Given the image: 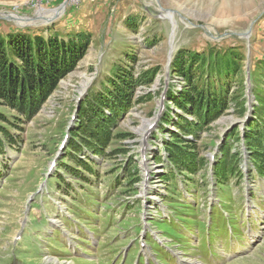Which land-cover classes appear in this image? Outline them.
Listing matches in <instances>:
<instances>
[{
  "label": "rangeland",
  "instance_id": "374dc122",
  "mask_svg": "<svg viewBox=\"0 0 264 264\" xmlns=\"http://www.w3.org/2000/svg\"><path fill=\"white\" fill-rule=\"evenodd\" d=\"M172 26L175 33L171 38ZM16 30L62 36L85 33L88 46L74 69L58 81L38 111L16 126L15 130L22 137L19 151L16 148L10 150L14 147L6 143L10 147L6 146L0 152V264H99L97 260L71 259L62 252L56 255V251L62 249L56 237L61 239V244L68 243L66 235L59 229L64 230V224L67 225L63 218L70 216L67 210L73 202L68 201L70 197L79 200L71 209L76 216L87 201L71 190L69 180L75 175L64 169V165L78 166V159L83 154L92 156L85 149L76 154L69 149L71 139L84 147L83 137L89 138L94 133L93 121L77 122L82 118L79 106L86 95L101 88L108 75L116 73L117 66L129 64L139 84L124 110L101 126L108 134L106 156L93 157L97 161L94 169L102 180L100 186L106 187L102 190L107 197L102 199L107 205L113 200L110 208L100 207L103 215H111L114 219L111 224L115 225L106 233L107 246L104 242V249L98 254L104 264H112L114 258L110 259L118 249H125L123 245L136 231L143 210H146L145 221L160 219L163 212L166 216L161 196L165 194L166 186L168 190L172 188L171 192L173 188L177 189L175 184L179 178L170 180L174 186L162 180L164 172L172 170L168 160L170 148L188 147L200 159V169L194 176L178 168V174L184 178L178 181L180 191L176 190L182 193L186 189L182 183L186 180L188 185L191 182L196 188H189L190 194L195 193L198 203L202 202L204 206L198 211L193 207L182 210L197 220L206 214V202H211L208 169L216 165L211 156L215 155L217 160V156L219 159L226 155L232 162L239 163L241 169L246 159L250 157L251 160L249 149L255 148L254 138L251 139L249 134L258 135V141H264V103H261L264 102V0H0V34ZM179 49L205 55L229 50L238 57L239 70L233 76L235 81L229 88L227 106L200 127H194L195 116L174 106V99L169 96V91L174 90L173 95H179L182 89L180 79L170 70ZM127 53L134 55L133 62L128 61ZM167 110L171 116L166 120ZM0 112L9 114L8 108L1 104ZM146 132L148 136L143 141ZM144 144L147 145L146 161H142ZM255 149L263 151L260 145ZM69 154L76 159L69 160ZM53 160L56 165L50 169ZM145 169L150 174L148 179L144 176ZM249 170H252L251 163H248V173ZM58 171L68 183L64 192L56 188L60 177L55 176ZM50 172L51 200L44 196L42 202H47L48 214L56 221L50 228L56 231H42L38 235L28 232L37 237L31 248L34 250L37 246L39 253L33 255L26 238L22 242L23 239L14 237L19 231L18 220L24 216L29 195L39 188ZM174 173L165 177L171 178ZM98 175L92 174L89 181L94 182ZM242 185L245 184L238 180L227 186L229 192L240 199L238 193L242 192ZM216 186L221 195L229 189L221 188L217 183ZM248 186L255 192L251 202L264 209V178H252ZM188 197L192 198L191 195ZM97 199L101 197L97 196ZM33 202L37 204L38 198L35 197ZM119 202H127V209L117 207ZM225 206L235 213L239 203ZM36 213L32 210L31 216ZM85 213L91 215L88 210ZM262 214L248 211V218L263 219ZM121 216L122 222L118 223ZM100 218L102 227L105 220ZM67 231L71 232L70 228ZM155 234L161 239L159 231ZM113 236L117 241H110ZM219 237L217 242L226 241V236ZM70 240V250L76 253L77 244L72 236ZM53 244H56L55 250ZM130 245L134 246L132 241ZM230 245L224 244L218 249L220 255L217 257L227 260L228 255L240 250L235 244ZM135 252L136 249L130 247L122 264L131 263ZM227 264H264V239L248 255Z\"/></svg>",
  "mask_w": 264,
  "mask_h": 264
},
{
  "label": "trees",
  "instance_id": "16d2710c",
  "mask_svg": "<svg viewBox=\"0 0 264 264\" xmlns=\"http://www.w3.org/2000/svg\"><path fill=\"white\" fill-rule=\"evenodd\" d=\"M87 46L88 35L85 33L62 36L58 33L31 34L29 30H16L0 34V104L7 107L10 114L0 112V152L4 145L17 148L22 144V137L15 130L18 128L16 126L38 111L58 81L72 71L84 56ZM229 52L227 50L205 55L199 51L179 49L174 54L170 70L180 79L182 89L179 95H173L174 90L169 91V96L174 99V106L195 116L194 127L210 122L228 104L229 88L235 81L233 76L239 70V62L236 61L238 57ZM132 55L126 54L129 62L135 59ZM116 69V73L108 75L101 88L94 94L86 95L79 106L82 118L77 122L80 124L85 119L93 121L94 133L89 138L83 137L84 147L80 146L82 143H73L72 139L69 142V149L74 154L85 149L92 156L83 154L75 167L64 165L67 172L75 175L71 177L73 182L86 190L84 193L88 198L92 197V189L96 190L92 187L89 176L98 175L94 169L97 161L93 156H106L108 134L101 126L124 110L139 84L129 64L117 66ZM166 113L164 115L167 120V116L171 115L169 110ZM249 135L251 139L254 138L255 148L260 145V149L264 151V141H258V135ZM255 148L249 149L251 162L259 173H264V152ZM168 152V160L177 171L179 168L192 175L200 169V159L188 147L170 148ZM225 156L221 155L214 167L215 176L218 178L216 180L220 184L226 183L230 174L241 176L238 163ZM69 158L74 161L76 156L69 154ZM55 176H60L58 180L65 179L59 171ZM162 180L166 182L167 177L163 176ZM71 186L73 185L70 184Z\"/></svg>",
  "mask_w": 264,
  "mask_h": 264
},
{
  "label": "water",
  "instance_id": "95a60500",
  "mask_svg": "<svg viewBox=\"0 0 264 264\" xmlns=\"http://www.w3.org/2000/svg\"><path fill=\"white\" fill-rule=\"evenodd\" d=\"M49 18H46V20H48ZM174 33H175V29L173 28V26H172V28H171V33H170V35H171V38L174 36ZM248 98H250V95H249V93H248Z\"/></svg>",
  "mask_w": 264,
  "mask_h": 264
},
{
  "label": "bare ground",
  "instance_id": "6f19581e",
  "mask_svg": "<svg viewBox=\"0 0 264 264\" xmlns=\"http://www.w3.org/2000/svg\"><path fill=\"white\" fill-rule=\"evenodd\" d=\"M41 13V12H40ZM176 22L175 21H173V26H175L176 24H175ZM238 260V259H237ZM234 261V260H233ZM227 264V263H226Z\"/></svg>",
  "mask_w": 264,
  "mask_h": 264
}]
</instances>
